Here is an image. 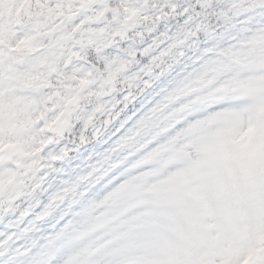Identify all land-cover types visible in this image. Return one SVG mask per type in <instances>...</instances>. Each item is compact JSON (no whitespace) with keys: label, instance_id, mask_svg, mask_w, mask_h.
<instances>
[{"label":"clouds","instance_id":"9594fccd","mask_svg":"<svg viewBox=\"0 0 264 264\" xmlns=\"http://www.w3.org/2000/svg\"><path fill=\"white\" fill-rule=\"evenodd\" d=\"M0 264H264V0H0Z\"/></svg>","mask_w":264,"mask_h":264}]
</instances>
